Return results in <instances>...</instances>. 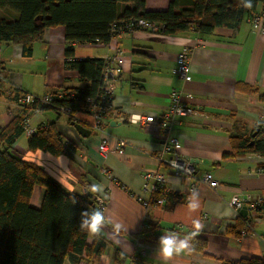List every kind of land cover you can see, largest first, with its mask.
Wrapping results in <instances>:
<instances>
[{"label": "crops", "instance_id": "crops-1", "mask_svg": "<svg viewBox=\"0 0 264 264\" xmlns=\"http://www.w3.org/2000/svg\"><path fill=\"white\" fill-rule=\"evenodd\" d=\"M0 16L12 14L0 11ZM249 19L245 17L236 29L218 28L207 37L195 32L167 36L139 31L122 36L117 46L110 42L74 45L75 57L83 59H104L113 56L116 48L123 52L115 104L104 117V130L110 135L111 149L118 141L126 143L124 155H101L102 136L93 130L88 115L80 116L91 131L88 137L75 130L68 116L54 111H31L25 119V131L13 145L14 154L43 167L71 193H91L107 200L103 213L107 222L98 233L109 244L91 264H118L114 261L116 249L127 257L122 264H221L264 258V211L256 220L248 214L252 225L248 235L238 239L226 234L238 219H245L230 206L234 196L251 194L264 200V174L259 173L264 170V157H229L233 152L230 137L249 135L260 120L264 122V35ZM65 35L63 27L47 30L30 58L23 57L20 46H0V126L9 125L22 113L20 102L25 94L43 97L89 86L77 70L65 64ZM185 48L191 50L189 84L175 74L177 57ZM245 84L256 91L246 92ZM173 91L186 93L197 112L180 119L182 126L172 133L181 141V157L194 165L195 192L160 159L163 138L158 133L121 120L133 113L163 115ZM54 122L65 141L64 155L30 152L31 136L26 131ZM149 173L168 177L171 198L163 207L145 206V177ZM207 173L218 187L201 182ZM93 186L96 192L91 191ZM44 196L45 190L36 186L31 207L41 209ZM194 220L200 221L199 230L194 228ZM116 223L123 225L119 232ZM193 232L207 240L205 254L191 250L189 235ZM169 236L187 239L189 248L166 260L161 254L162 238ZM65 264L71 263L67 260Z\"/></svg>", "mask_w": 264, "mask_h": 264}, {"label": "trees", "instance_id": "trees-1", "mask_svg": "<svg viewBox=\"0 0 264 264\" xmlns=\"http://www.w3.org/2000/svg\"><path fill=\"white\" fill-rule=\"evenodd\" d=\"M0 11L12 14L0 16V46H20L23 57L30 58L34 45L43 41L47 30L63 27L68 44L65 64L89 83L84 89L62 90L74 92L73 100L54 99L51 107L22 108V113L9 125L0 126V264H65L67 260L71 264L95 263L106 252L109 241L95 233L89 242L91 234L84 226L86 217L82 213L95 210L96 203L93 201L90 206L87 195L69 192L43 167L13 153V145L25 131V119L31 111L62 114L60 109L68 107L72 110L70 121L84 126L76 116L88 114V99L101 95L103 59L74 60V45L96 44L97 40L108 43L114 24L142 19L159 24L161 33L167 36L195 32L207 37L218 28L236 29L245 17L251 19L264 13V0H0ZM244 89L256 91L247 84ZM230 142L231 158L264 157V123L249 135L231 136ZM65 148L56 122L38 129L29 140L33 153L42 151L60 157ZM36 186L45 190L39 210L30 205ZM162 195L167 202L171 198L162 191L153 200ZM251 226L250 219H238L226 234L240 239ZM189 244L192 251L205 254L208 242L199 234H190ZM126 258L115 250L116 263L122 264ZM221 264H264V258Z\"/></svg>", "mask_w": 264, "mask_h": 264}, {"label": "built area", "instance_id": "built-area-1", "mask_svg": "<svg viewBox=\"0 0 264 264\" xmlns=\"http://www.w3.org/2000/svg\"><path fill=\"white\" fill-rule=\"evenodd\" d=\"M249 23H251L264 35V13L249 19ZM139 31L164 35L161 33V26L157 23H152L142 19L131 20L125 24L113 25L110 32L109 44L110 46L115 45L122 36L129 33L135 34ZM101 43L102 42L99 40L96 41V44ZM122 53L123 52L120 49L116 48V53L113 56L105 57L103 59V86L101 89V95L98 99H88V114L80 113L76 116L80 122H82L80 119V116L82 115H88L91 119L93 130L102 136L99 150L101 155L104 157H107L112 153L124 155L127 148L124 141H118L115 149H111L109 147L110 135H108L104 130V117H106L113 109L115 104L116 84L119 81L122 71ZM74 60L83 61L84 59L74 57ZM175 74L186 84H189L192 81L191 50L189 48H185L182 53L178 55ZM75 97L76 94L74 92L64 93L62 90L47 93L43 97L25 94L22 96L20 104L22 108L31 107L33 105H37L38 107H51L54 105V99L64 100L65 98H68L73 100ZM106 97L109 98V103ZM189 99V96H187V94L183 91H173L170 95L169 106L163 115L159 117L141 115V122H138L135 126L143 127L146 130L158 133V135L163 138V144L160 150V159L165 162L166 167L174 175L182 177L184 180L189 182L190 192H195L197 186L193 181L195 173L194 165L192 162L184 160V158L181 157V141L179 140V137L172 135L177 126H182V121L180 119L197 115L195 109L189 104ZM60 112L68 117L72 114V110L68 107H62ZM130 117L131 115L128 118H121V120L130 123ZM260 122V124L264 123L263 120H260ZM26 132L29 136H32L36 130L30 129ZM259 173L264 174V170ZM145 179L147 181V184L145 185V198L147 201L143 199L145 206H148L149 204L155 207L165 206L167 204V200L164 198V195L156 200H153V196L162 191L169 192L167 175L165 173H149ZM201 182L210 188H216L219 185L210 173L205 174L202 177ZM92 198V200L96 203V209L104 213L107 206V200L102 196H95ZM230 206L238 212L244 207H247L249 213L253 214V218L256 220L260 218V214L264 211V200L261 198H255L251 194H244L241 196L236 195L232 198ZM250 232V229L243 231L242 237L248 235Z\"/></svg>", "mask_w": 264, "mask_h": 264}, {"label": "clouds", "instance_id": "clouds-1", "mask_svg": "<svg viewBox=\"0 0 264 264\" xmlns=\"http://www.w3.org/2000/svg\"><path fill=\"white\" fill-rule=\"evenodd\" d=\"M248 6L250 7L251 5L249 4ZM141 120L142 116L139 113H133L130 117V123L134 125L141 122ZM28 158L31 159L32 155L29 154ZM91 191L96 192L97 187L93 186ZM193 207H198V205L194 204ZM82 216L86 217L84 220V226L87 227L90 234L98 233L101 230L102 225L107 222L104 214L97 209L84 211ZM193 225L196 230H199L202 227L199 220H194ZM122 226L121 223H116L115 230L119 232ZM192 235H196V232H193ZM188 248L189 244L187 239L177 240L175 237L171 236H169V238H162L161 254L166 260L173 257L174 254H179L182 250Z\"/></svg>", "mask_w": 264, "mask_h": 264}, {"label": "water", "instance_id": "water-1", "mask_svg": "<svg viewBox=\"0 0 264 264\" xmlns=\"http://www.w3.org/2000/svg\"><path fill=\"white\" fill-rule=\"evenodd\" d=\"M75 130L83 137H88L89 135H91V131L87 130L83 125L79 124V123H75V122H72L71 124ZM258 133V131L255 132V134L253 135V137L256 136V134ZM87 196L90 198V202H89V205L90 206H93V201H92V197L93 195L91 193H87ZM240 212V215L243 217V218H246L249 214V210L247 207H244L242 210L239 211Z\"/></svg>", "mask_w": 264, "mask_h": 264}, {"label": "rangeland", "instance_id": "rangeland-1", "mask_svg": "<svg viewBox=\"0 0 264 264\" xmlns=\"http://www.w3.org/2000/svg\"><path fill=\"white\" fill-rule=\"evenodd\" d=\"M236 1H238V0H236Z\"/></svg>", "mask_w": 264, "mask_h": 264}]
</instances>
